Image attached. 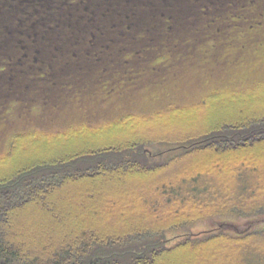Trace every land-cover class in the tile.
<instances>
[{"label": "trees", "instance_id": "obj_1", "mask_svg": "<svg viewBox=\"0 0 264 264\" xmlns=\"http://www.w3.org/2000/svg\"><path fill=\"white\" fill-rule=\"evenodd\" d=\"M115 2L0 0L6 15L0 63L31 70L34 78L53 62L50 49L65 48L56 43L63 39V27L76 26L81 35L71 40L82 46V54L98 58L108 53L103 69L124 64L96 77L95 91L110 94L118 71L125 82L135 77L134 67L127 68L128 48L114 45L124 36L132 45L141 35H151L142 47L129 48L139 67L165 47L178 54L195 51L197 46L186 42L180 47L171 40L165 46L166 39L181 33L199 42L231 43L264 27V0H158V6L150 0V12L133 0H123L129 11ZM64 7L66 13L57 14ZM112 10L118 21L103 29L98 18ZM261 34L248 39L251 56L264 44ZM164 66L158 62L157 74L164 73ZM228 77L227 72L216 76L199 93L172 88L162 98L121 102L116 111L52 120V130L45 128L34 143L78 141L58 151L25 158L15 152L8 161L18 142L34 140L22 133L37 130L13 134L0 158V264H173L172 257L187 249H206V255L196 261L186 257L182 264H264V87L258 98H241L254 95L252 85L264 80ZM216 104L234 110L206 117L203 113L217 109ZM67 190L83 197L61 205L56 194ZM40 213L43 221L32 229L33 216ZM122 221L133 226H120ZM201 223L207 227L194 232ZM227 223L235 229H227ZM169 233L175 237L168 238Z\"/></svg>", "mask_w": 264, "mask_h": 264}, {"label": "rangeland", "instance_id": "obj_2", "mask_svg": "<svg viewBox=\"0 0 264 264\" xmlns=\"http://www.w3.org/2000/svg\"><path fill=\"white\" fill-rule=\"evenodd\" d=\"M133 1L137 2L136 6L140 10L146 12L151 11V7L149 6L150 0ZM155 2V5L158 6V0H155ZM119 5L123 6L124 10H130V7L125 5L123 0H116L114 6L117 7ZM103 7L104 3L100 5V10ZM66 10L67 7L59 8V10H57L59 13L57 14L63 15L66 13ZM186 10V8L183 9V11ZM189 13H191V11H189ZM4 16H6L4 11H0V29L1 24L4 23ZM98 20L102 23L103 29H105L109 22L113 20L118 21V14H114V10H112L111 13L110 11L108 12L104 19L100 17ZM150 24L152 26L151 34H154L153 36L156 39L159 37V33L157 34L156 31L153 30V18L150 19ZM156 24H159V22L156 21ZM182 25L184 28L187 27L188 21L182 20ZM179 26H181L180 23ZM40 31L43 32L42 29H40ZM59 31L60 27H55L54 32L57 33ZM263 32L264 27L258 28L251 34L246 33V35L235 37L236 41L231 43H229L231 39L225 42L221 40L213 43L199 42L194 37H182L183 35L181 33L179 34L180 37L166 39L165 46H167V43L171 40L174 41L173 43H181L180 47H183V44L186 42L189 44L188 47L192 48L197 46L195 51L193 50L186 54H178L173 53L170 49L165 47L163 54L153 57L151 62L147 64L139 63L141 67L136 66V57L133 56L135 53L129 50V48L142 47L145 37H150V33L146 34L144 37L141 35L142 38L132 45L125 44L129 40L124 39V36L114 45L128 48L124 51L127 60H131V64L128 63L127 68L131 69L134 67L132 75L135 77L131 80V83L125 82L122 72L118 71L117 75L112 78L114 79L112 82L114 84H111L114 91L110 94H105L102 88L95 91L94 82L96 77L103 73L104 75H111L112 70L121 69L124 64L122 66L117 64L115 68L112 66L108 69H103L102 63L104 59H110L108 53L98 58L93 55L87 56L82 54V46L73 44L74 40H71L72 38L80 37L81 31L76 26H69V28L63 27V39L57 40L56 43L61 44L65 48L54 51L50 49L51 51H49L48 56L52 57L53 53L55 54L53 62L44 64L45 67L39 70L37 76L34 78L31 70L23 71V68L17 67L16 65L4 67V64L0 63V158L4 157V149L9 145L11 136L23 131L22 128L34 127L35 129L30 130H37L36 133H31L30 131L22 133L27 136L29 135V137L32 136L34 140L24 145L18 142L16 149L12 152L8 161H13L15 152H19V157L25 158L28 155H38L54 150L58 151L68 145L75 146V144L78 143V141H69L64 144L63 142L60 143L59 140L34 143L36 139L43 136L45 128L48 127L46 130H52V128H50L51 125H49V122L52 120H72L77 119L82 114H101L104 110L108 112L116 111L121 102L136 100L151 101L155 98H162L172 88H182L184 93H199L206 90L207 87H202L201 85H204V83L209 84V80L213 81L216 76L225 75L226 72L229 74L228 78L230 79H234L239 75L240 77H250L245 82L258 79L264 80V44L262 43L263 45L261 44L258 50L257 48L254 49V53H256L253 56H251L252 51H250L248 45L251 42L248 41V39L255 36L252 34L257 33L259 35ZM55 33L51 37L52 40L56 37ZM189 34L191 35L192 33ZM72 50H76L77 53ZM111 50L113 49L111 48ZM74 52L76 54H73ZM148 52L151 51L149 50ZM160 61L165 63L163 67L164 71H162L164 72L163 74H157V69L159 67H157V65ZM169 61H177L178 64L168 67ZM256 69L257 73L255 74ZM11 77L14 78L11 79ZM198 78L202 79L199 80ZM213 84L216 86L218 82ZM245 84L248 83H244V85ZM104 85H106V82L103 83V88ZM262 87H264V84L255 83L252 85V88H256L255 94L241 97L242 100L258 98V96L261 95L259 89ZM103 97L106 98L102 99ZM215 108L217 109L213 107V110H209L210 112L207 110L206 112L208 113L206 114V112H204L203 114L206 117L210 114H215V116L219 114L226 115L234 110V108L222 109L220 106L218 107L217 104ZM203 119L206 121L208 120L207 118ZM203 122L201 118L198 124ZM149 149L154 150L155 147ZM72 189L71 187L68 190ZM68 190L56 194V200L59 204L64 205L66 204L65 202L73 199L74 201H79L80 198L83 197L82 195L79 196L80 198H76L78 196V194H74L76 191ZM64 208H67V206ZM51 217H53V215H51ZM33 219L36 222L33 223L32 229L43 221L41 213L37 215L34 214ZM109 219L110 218L107 220L112 221ZM107 220L104 219L103 222ZM49 221L50 220H48V222ZM128 224L132 223L122 221L119 225L125 226ZM130 226L133 225H128L126 227ZM206 227L207 224L201 223L194 227L193 231L199 232ZM226 228L230 230L235 229L234 225L230 223L226 224ZM167 236L168 238L175 237L170 233L167 234ZM171 242L172 241L167 242L166 244H171ZM204 253H206V249L200 251L187 249L185 253L177 254L172 258L177 261L174 263L182 264L183 262H181V260H184L186 257H191L196 261L199 257L202 258L203 255H206ZM217 256H219L218 253ZM218 260L220 259L218 258ZM160 261L161 260H158L157 264H160Z\"/></svg>", "mask_w": 264, "mask_h": 264}]
</instances>
